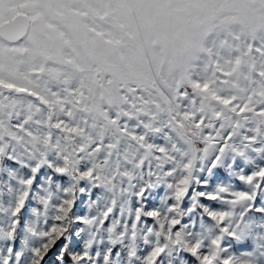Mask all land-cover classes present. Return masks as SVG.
<instances>
[{"label":"snow or ice","instance_id":"obj_1","mask_svg":"<svg viewBox=\"0 0 264 264\" xmlns=\"http://www.w3.org/2000/svg\"><path fill=\"white\" fill-rule=\"evenodd\" d=\"M0 264H264V0H0Z\"/></svg>","mask_w":264,"mask_h":264},{"label":"rangeland","instance_id":"obj_2","mask_svg":"<svg viewBox=\"0 0 264 264\" xmlns=\"http://www.w3.org/2000/svg\"><path fill=\"white\" fill-rule=\"evenodd\" d=\"M160 194H161V195L163 194V190H161V193H160ZM156 203H157L156 201H151V202H150V206L153 205V204H156ZM149 222L151 223V220H150Z\"/></svg>","mask_w":264,"mask_h":264}]
</instances>
